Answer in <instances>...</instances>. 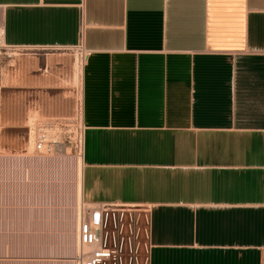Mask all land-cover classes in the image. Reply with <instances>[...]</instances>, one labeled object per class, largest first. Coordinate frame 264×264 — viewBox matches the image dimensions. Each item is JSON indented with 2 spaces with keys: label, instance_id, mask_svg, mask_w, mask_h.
Here are the masks:
<instances>
[{
  "label": "crops",
  "instance_id": "obj_1",
  "mask_svg": "<svg viewBox=\"0 0 264 264\" xmlns=\"http://www.w3.org/2000/svg\"><path fill=\"white\" fill-rule=\"evenodd\" d=\"M6 46L81 42V200L150 206L151 264H264V0H0Z\"/></svg>",
  "mask_w": 264,
  "mask_h": 264
},
{
  "label": "rangeland",
  "instance_id": "obj_2",
  "mask_svg": "<svg viewBox=\"0 0 264 264\" xmlns=\"http://www.w3.org/2000/svg\"><path fill=\"white\" fill-rule=\"evenodd\" d=\"M74 54L0 47V264H78L73 227L82 206L74 193L81 86L72 81ZM7 72L15 77L6 80ZM34 113L40 116L29 150L27 118Z\"/></svg>",
  "mask_w": 264,
  "mask_h": 264
},
{
  "label": "built area",
  "instance_id": "obj_3",
  "mask_svg": "<svg viewBox=\"0 0 264 264\" xmlns=\"http://www.w3.org/2000/svg\"><path fill=\"white\" fill-rule=\"evenodd\" d=\"M0 47L19 48L6 46L1 39ZM66 49L73 50L83 64L87 50L81 42ZM38 139L44 140L45 134L40 132ZM78 151L81 155L82 131ZM151 230L150 206L82 203L74 259L78 264H151Z\"/></svg>",
  "mask_w": 264,
  "mask_h": 264
},
{
  "label": "bare ground",
  "instance_id": "obj_4",
  "mask_svg": "<svg viewBox=\"0 0 264 264\" xmlns=\"http://www.w3.org/2000/svg\"><path fill=\"white\" fill-rule=\"evenodd\" d=\"M66 49V48H64ZM12 55V53H11ZM13 57V56H12ZM16 62V61H15ZM81 61L79 60L77 54H74V57H73V60H72V63H71V66H72V71H73V75H72V78H73V82L74 84H80L81 86V74H82V65L80 63ZM21 65V64H19ZM11 66H13V62L11 63ZM35 67V66H34ZM1 70V69H0ZM18 73V72H17ZM45 73V72H44ZM2 74V73H1ZM70 74V73H69ZM68 74V77H70ZM67 75V74H66ZM5 76V79L6 80H10V79H13L15 76H13L12 74H7L4 75ZM2 78V77H1ZM15 81V80H14ZM68 81V80H67ZM68 84V82H67ZM79 86V87H80ZM81 92V91H80ZM80 96H81V93H80ZM81 98V97H80ZM29 110V109H28ZM80 114V113H79ZM40 115L38 113H34V114H31L28 116V120H27V124H28V127H29V131H28V142H27V145H28V149H33L34 147V121L37 117H39ZM41 118V117H40ZM39 118V119H40ZM61 148V147H60ZM66 150V148H65ZM69 151V150H68ZM67 152V151H65ZM79 154V153H78ZM35 157V156H34ZM4 158V157H3ZM2 158V159H3ZM76 181H75V189H74V193H75V202H76V205L80 204L82 202V198H81V166H82V159H81V155L78 156L77 160H76ZM74 210V209H73ZM72 222V221H70ZM70 225V224H69ZM75 225V226H74ZM74 229H76V222H74ZM72 228V229H73ZM70 229V228H69ZM76 232V231H75ZM74 234L73 232L70 233V236ZM76 234V233H75ZM74 238H75V235H74ZM76 244V243H75ZM75 250H76V245L74 246Z\"/></svg>",
  "mask_w": 264,
  "mask_h": 264
}]
</instances>
